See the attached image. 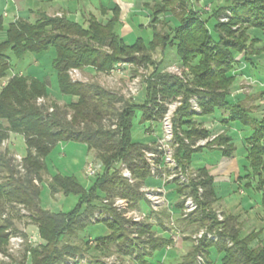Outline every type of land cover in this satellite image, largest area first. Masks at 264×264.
<instances>
[{
    "label": "trees",
    "instance_id": "obj_1",
    "mask_svg": "<svg viewBox=\"0 0 264 264\" xmlns=\"http://www.w3.org/2000/svg\"><path fill=\"white\" fill-rule=\"evenodd\" d=\"M152 11V39L147 44L141 39L132 45L126 44L115 32L116 16L105 24L89 17L86 27L63 17L43 16L34 24L18 21L10 25L5 30V37L0 38V81L10 71V54L22 59L26 54L38 56L53 49L56 58L52 67L58 89L61 94L75 99L66 108L38 104V99H47L46 83L22 75L10 77L0 89V145L10 134H17L23 137L26 146L22 174L9 152L0 151V173L5 174L3 183H0V252H5L7 232L19 233L13 223V212L23 216L20 214L22 209L29 212V220L43 241L34 248L26 246L21 258L11 259V264H29V261L30 264H85L81 256L83 252H89L91 247L88 243L92 240L84 242L83 248L80 235L103 200L122 198L128 200L133 208L149 210L140 189L152 178L144 153L153 149L131 138L136 109H139L141 122L160 123L166 113V105L180 99L181 106L172 120L174 159L183 171H187L190 170L192 155L201 148L223 146L222 153L226 155L233 149L229 143L231 139L224 135L203 147H195L197 141L209 137V133L194 120V116L199 114L190 111L189 100L197 97L201 115L225 112L227 122H238L253 129V134L246 140L249 147L247 160L253 175L264 171V117L257 121L241 104L227 101L233 84L236 56H242L247 62L255 56L264 57V0H233L228 7L215 10L211 16L215 37H212L201 14L189 9V0H161V4ZM168 13L177 20L170 33L163 29L166 23H158L157 19L159 15ZM221 18H227L228 23L221 22ZM155 24H161L162 28L157 29ZM2 30L0 21V32ZM251 31L261 35L263 40L250 35ZM261 42L263 47L259 48ZM168 46L174 49L175 58L182 68L181 77L166 73L163 62L157 63L153 59L152 53L158 49L164 53ZM120 63L131 64L133 72L143 66L151 69L144 80L145 99L140 106L97 83L73 81L69 74L72 70L90 68L97 74L108 75ZM185 69L188 73H184ZM148 131L152 132L151 127ZM70 142L82 144L93 152L103 172L95 176L89 189H85L74 175H52L47 184L51 195L72 194L78 197V205L69 213L49 212L41 205L42 186L38 187L36 183H41L42 176L48 173L45 161L53 148ZM115 163L127 167L132 184L119 175ZM195 173L196 178L188 185H176L177 203L173 210L177 212L182 208V197L193 196L198 203V211L180 219V222L195 224L197 230L207 228L214 231L218 240L200 241L182 264H195L197 256H202L203 264H208L212 247L223 254L220 264H264V248H250L252 236L239 239L232 217L217 221L213 210L217 199L212 180L202 169ZM198 188L203 190L200 198L197 197ZM112 215V222H102L108 235L93 240V249L106 250L117 244L119 251L130 257L135 254L139 259L138 246L144 243L131 239L133 229L126 227L119 215L114 212ZM166 217L168 219L169 215ZM150 230L151 224L138 229L139 236L149 239L145 245L155 243ZM78 255L80 257L76 259ZM69 257L76 262L66 259Z\"/></svg>",
    "mask_w": 264,
    "mask_h": 264
},
{
    "label": "crops",
    "instance_id": "obj_2",
    "mask_svg": "<svg viewBox=\"0 0 264 264\" xmlns=\"http://www.w3.org/2000/svg\"><path fill=\"white\" fill-rule=\"evenodd\" d=\"M208 2L210 1L189 0V7L192 11L202 15L201 9L205 10ZM160 4L161 0H0V21L3 29L0 32V38L3 39L5 37V30L10 25L18 21L34 24L43 16L50 18L63 17L84 27H86L89 17H94L98 22L105 24L107 20L116 16L118 24L115 32L125 43L127 39H133L132 44L141 39L147 44L141 37H136L135 35H137L136 33L139 29L141 30H139L140 32H143L145 28H149L152 32V22L154 20L152 9ZM158 17H163L162 20L166 24L171 21L175 26L177 25L176 18L170 13L159 15ZM159 18H157L158 23L161 22ZM139 21L144 23H139ZM159 25L161 24H155V27L159 29ZM163 27L166 30V26ZM251 35H256L263 40V37L255 34L254 31H251ZM262 47L263 44L261 42L259 48ZM260 57L262 55L255 56L250 62H247L242 56H236L239 68L233 70L232 74H240L244 79L236 85L232 84L227 97V101L230 104H241L248 109L250 117L257 121L264 117V86L262 85L264 83V75L260 71L262 80L253 79V82L251 74H248L247 70L249 67L253 70L255 69L257 64L254 60L256 61L257 59H259L260 65L264 66V57ZM153 59L155 60V57ZM161 61L165 62V53H161V58L156 62L159 63ZM176 62H178L177 59ZM246 63H249L250 66ZM118 65L120 67H117ZM118 65L114 69L115 72H111L107 77L112 76L116 79H123L124 72L120 69H124L126 66L133 68L131 64L120 63ZM83 71L96 73L90 68ZM120 71L122 74H119ZM13 74L11 75L12 77L14 76ZM16 75L22 74L18 73ZM258 83L262 86H258ZM227 119L228 115L220 111H216L212 115L199 114L194 116L195 122L209 133V137L206 139L211 141L220 135H224L231 139L229 143L233 149L226 155L222 153L223 146H220V148L213 146L212 149L201 148L192 155L190 170L195 172L202 169L211 178L217 199L213 205V210L223 217L230 216L234 219L238 238L243 239L252 236L250 248H264V171L259 175H253L247 160L249 147L246 144V140L253 134V129L238 122H227ZM12 136L21 135L10 134L8 139L4 141L7 143V149L4 151L7 150L9 155L19 156L15 152L17 147L11 142ZM151 142H154V140ZM64 144L67 143L58 144L62 151L64 150ZM70 145L78 147L79 144L73 142L71 144L70 142L67 146ZM147 145L149 144L147 143ZM76 150L79 149L75 148L70 153H74ZM86 152L92 153L93 163H96L93 152L87 149ZM79 156L81 154H78L77 157ZM82 157L81 165L79 162L74 165L68 161L65 165L66 170H58L54 174L50 173L46 163L50 179L55 174L71 176L77 167L80 170L85 169L87 165L86 158H84L85 153H82ZM262 161L264 164V156ZM159 183L158 179L151 178L145 186L154 187L159 185ZM172 194L175 196L174 192ZM170 205L172 209L174 204L170 203ZM171 209H162L154 215V220L150 223V234L152 235L151 239L155 240V243L152 242L145 245V242L149 241V239L145 237L138 239L137 241L144 243L143 246H138L140 257L138 259L135 254L132 257L124 254L126 264L183 263L185 257L192 251L194 246L191 237L200 229L197 230L195 224L180 222L181 218L178 212L170 211ZM167 214L169 215L168 219L166 217ZM170 219L173 220L174 228L168 224ZM212 248L209 249L208 264H220L223 254L217 251L213 252ZM159 256H161V260L158 259Z\"/></svg>",
    "mask_w": 264,
    "mask_h": 264
},
{
    "label": "rangeland",
    "instance_id": "obj_3",
    "mask_svg": "<svg viewBox=\"0 0 264 264\" xmlns=\"http://www.w3.org/2000/svg\"><path fill=\"white\" fill-rule=\"evenodd\" d=\"M210 2H208L206 4V8L205 10L201 9L202 11V18L206 20L207 22V26L210 30V33L212 35V37H215V33L213 31V25H214V19L212 16L213 12L215 10H217L220 7H228L229 5L232 4L233 0H209ZM203 7V6H201ZM190 9V7H189ZM191 10V9H190ZM200 11V12H201ZM153 16V15H152ZM230 17V16H229ZM159 18V17H158ZM161 21H163V17L159 18ZM227 21H229L228 19H226L223 23H228ZM139 23H144L142 21H139ZM159 29L162 28V25H159ZM166 26V30L163 29L170 33V31H172L175 28V25L173 22H167ZM140 30V29H139ZM137 31V35H135L136 37H141L144 41H146L147 43L149 41H151L152 39V32L151 30H149V28H145L143 32ZM249 34L251 35V32H249ZM132 40L127 39L126 43L127 44H132ZM260 45V44H259ZM165 62L164 64V70L166 73H173L172 69H177L178 71H180V73L182 74V68L179 65L178 62H176V58L174 55V49L171 47H167V49L165 50ZM155 57V61H158L161 58V53L159 50H156V52L153 55V58ZM56 58V54L55 51L53 49L48 50L47 52H45L42 55H32V54H26L22 59H17L15 58L13 55L10 54V71L7 74V77L3 80L0 81V89L2 87V84L4 82H6L10 77H12L11 75H16L18 73H21L22 75L26 76V77H31V78H35L37 80H40L41 82H45L46 83V91H47V99L44 100V104L47 105L48 107H51L52 105H58L61 108H66L68 107L72 102L75 101V99L71 96H67V95H63L60 93L59 89H58V83H57V76L53 70L52 67V63L54 61V59ZM262 58V57H260ZM236 59V58H235ZM254 62H256V67L255 69H251L250 67L247 70L248 74H251V80L253 81V79H257V80H262V75L260 73L263 72L264 75V66L260 65V61L259 59H257L256 61L254 60ZM248 66H250L249 63ZM125 67L124 69H120L123 70V75L124 78L123 79H116L112 76L107 77V75L104 74H97V73H92V72H84V71H78L77 74H73L72 78L80 81V82H85V83H97L99 84L101 87L118 93L120 95H122L125 99H131L133 102H135V104L137 106H140L143 102H144V96H145V92H144V80L146 79L147 75H149L151 73V69L150 68H144L140 67L136 72H133L131 67ZM237 68H239V64L238 63H234L233 64V70H236ZM115 72V71H114ZM117 73V72H116ZM184 73H188V70L185 69ZM233 73V71H232ZM118 74V73H117ZM119 74H122L121 71L119 72ZM233 76V85L240 83L242 81L243 76H241L240 74L234 75ZM134 78H138L139 80V85H137V93L136 95H132L129 90L128 87L131 83V81ZM251 81V82H252ZM254 82V81H253ZM252 85V84H251ZM258 86H264V83L261 85L260 83L257 84ZM261 88V87H260ZM264 88V87H263ZM175 102V101H174ZM170 104V103H169ZM173 104V103H171ZM152 129V132H149L148 129L150 128ZM163 135V130H162V124L160 123H154L151 125L150 122H141L140 120V112L139 109L135 110L134 113V117L132 120V126H131V138L134 142L136 143H141V144H149L150 147L155 148L156 146V142L161 139ZM154 140V142H151L152 140ZM208 140V139H206ZM4 142V141H3ZM11 142L15 144V146L17 147V149L15 150L16 154H18L21 158H25L26 157V149H25V144L23 142V139L21 136H12L11 138ZM3 144V143H2ZM0 145V151H4L5 149H7V143L4 142L3 145ZM69 143L64 144V150L62 151L60 148V146L56 145L52 152L48 155V157L46 158V163L50 169V173L54 174L56 171L58 170H66L65 165L66 163L69 161L70 163L76 165L78 162L81 165L82 162V153H85V157L86 158V164H90L91 162H93L92 160V153H87L86 149L84 147V145L79 144L78 147L76 146H67ZM72 144V142H71ZM76 144V143H75ZM175 146V145H174ZM171 147V145H168L169 149H175V147ZM70 147V148H67ZM199 147V146H198ZM78 148L79 150L74 151V153H70V151H72L73 149ZM73 154V155H72ZM78 154H81V156L77 157ZM15 156L17 155H10V157H12L15 160ZM70 158V159H68ZM16 161V160H15ZM18 165V164H17ZM19 169V168H18ZM86 169V168H85ZM85 169H78V167L76 169H74V176L76 177V179L78 180V182L85 188V189H89L92 187L93 185V181L95 177H86L85 175ZM20 173L22 172L19 169ZM103 172V170H102ZM22 174V173H21ZM20 174V175H21ZM5 178V174H2V172L0 173V183H3ZM154 179V178H153ZM50 181V175L49 173L44 174L42 176V182L41 183H36V185L38 187L42 186V193H41V205L45 210H48L49 212H53V213H69L70 211H72L73 209H75L78 205V197L74 196V195H64V194H57V195H51L47 184ZM160 182V181H159ZM133 183V181H132ZM160 185V183H159ZM169 193L170 194L168 196V200L169 203L171 204H176L177 203V199L175 198V196L172 194L173 189H169ZM131 205V204H130ZM24 210V209H23ZM25 214L20 213L23 216L17 215V212H13L14 218H13V223L14 226L16 228V230L24 235V236H37V230L35 228V226L33 225V223L29 220V212H27V210H24ZM8 214V212L6 211L5 217ZM175 219H177V217H175ZM108 230L107 227L102 224V223H97V224H89L86 229L84 230L83 234H81L80 238H82V241L80 239V243L83 248L85 247L84 242L92 240L88 243V246L91 247V249L89 250V252L82 254V258H83V262L85 264H94V262H97L99 264H126V262L124 261V252L119 251L117 248V244H113L111 245V247L107 248L106 250H99V249H93L94 247V241L96 239L102 238L106 235H108ZM41 242V244L43 243L42 240H39ZM79 243V242H77ZM40 246V245H39ZM25 248V247H24ZM24 248L16 255V256H12L11 259H17L19 260L21 258V256L23 255V251ZM213 252L216 251L215 248H212ZM80 256L78 255V257H75L76 259H78ZM132 257V256H131ZM68 260H74L72 258H66ZM76 259L74 260L76 262ZM161 260V256H159V258ZM12 262V260H11ZM11 262H8L7 264H11ZM70 262H68L69 264ZM30 264V261H29Z\"/></svg>",
    "mask_w": 264,
    "mask_h": 264
},
{
    "label": "built area",
    "instance_id": "obj_4",
    "mask_svg": "<svg viewBox=\"0 0 264 264\" xmlns=\"http://www.w3.org/2000/svg\"><path fill=\"white\" fill-rule=\"evenodd\" d=\"M227 18H221L220 21L224 22ZM117 67H120L118 65ZM127 67V66H126ZM172 75L181 77L182 74L177 69H172ZM77 70L70 71V77L73 81H77L72 78L73 74H77ZM6 82L2 84L4 86ZM137 85H139L138 78H134L128 90L132 95L137 93ZM44 99L40 98L37 100L38 104H42ZM173 104H167V110L164 114L161 124L163 135L161 139L156 142L155 148L152 151L144 153V159L149 166L150 175L152 178L158 179L160 185L154 187L143 186L140 192L143 194L144 199L148 202L149 210L142 211L138 208H133L130 202L122 198H114L112 200H103L101 205L94 211L90 216V224H97L102 222H112L113 215L112 212L119 215L126 223V227L132 228V234H130L131 239H141L144 236H139L138 229L146 224L153 222L154 215L159 213L162 209H171V205L168 201L169 189H175L176 185H188L191 180L196 178V173L190 170L183 171L176 163L174 159L173 149H169L168 145L174 146V133H173V117L176 110L181 106L180 99H177ZM190 111L195 114H200V108L198 105V98L193 97L189 100ZM51 112L52 109H49ZM209 142V140H199L196 142L195 147H203ZM4 144V142H2ZM2 144V145H3ZM175 147V146H174ZM15 163L18 164V168L22 171L23 159L19 156H15ZM160 160V163H157ZM115 166L119 172V175L126 180L128 183L132 184V177L127 167L124 164L115 163ZM102 172V166L100 163H90L86 165L85 175L86 177H95ZM203 193L202 188H198L197 197L200 198ZM170 211H174L173 208ZM198 211V203L196 199L191 195H185L182 197V208L177 211L181 219H186L189 216L195 214ZM22 214L25 211L21 210ZM217 221H223V216L216 212ZM169 226L174 228L173 220L170 219ZM9 233L8 242L5 252H0V264H7L11 262L12 256H16L24 247L29 246L31 248L41 245V240L39 236H24L20 233ZM193 245H197L202 240H207L210 242H217V234L214 231H208L207 228H202L198 230L191 237ZM230 246L231 243L227 242ZM29 256V254H28ZM83 262V260H82ZM84 263V262H83ZM204 260L202 256H197L195 264H203Z\"/></svg>",
    "mask_w": 264,
    "mask_h": 264
}]
</instances>
